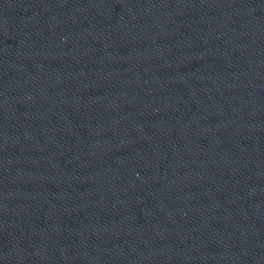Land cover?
Returning a JSON list of instances; mask_svg holds the SVG:
<instances>
[{"label": "water", "instance_id": "95a60500", "mask_svg": "<svg viewBox=\"0 0 264 264\" xmlns=\"http://www.w3.org/2000/svg\"><path fill=\"white\" fill-rule=\"evenodd\" d=\"M0 264H264V0H0Z\"/></svg>", "mask_w": 264, "mask_h": 264}]
</instances>
